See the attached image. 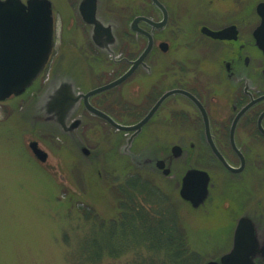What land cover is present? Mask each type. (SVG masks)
Returning a JSON list of instances; mask_svg holds the SVG:
<instances>
[{
  "label": "rangeland",
  "instance_id": "374dc122",
  "mask_svg": "<svg viewBox=\"0 0 264 264\" xmlns=\"http://www.w3.org/2000/svg\"><path fill=\"white\" fill-rule=\"evenodd\" d=\"M140 47L131 46L129 53L139 52ZM81 50L95 53L87 45L56 44L34 86L20 97L0 102V264H89L88 251L90 259L98 260L96 243L102 238L112 252L126 249L122 245L125 236L143 234L140 230L145 228L139 225L138 230L129 232L127 224L116 222L121 203L126 201L118 194L120 186L139 194L138 206L143 211L154 218L165 215V222L150 228L152 235L167 236L172 224L185 235L194 264L217 261L232 249L242 209H252L262 196L264 174L252 175L242 188L220 177L214 158L203 152L195 120H190L192 129L188 120H153L157 135L141 139L138 134L114 129L84 108L76 110L81 120L74 129V120H49L63 113L53 103L56 92L43 88L47 79L58 82L72 70L82 75L75 78L82 93L116 77L110 61L82 58ZM110 98L109 93L101 95L93 104L120 124L140 121L137 93L129 92L121 101L111 98V103ZM123 111L127 115H121ZM32 141L48 153L47 162L35 157L29 146ZM173 144L182 148L183 155L173 162L170 174L165 175L155 164L143 165L147 155L167 154L164 147ZM191 144L195 151H189ZM84 147L90 151L88 155ZM203 167H209L217 181L207 203L194 209L179 195L182 177L190 169ZM133 178L137 179L128 181ZM150 247L158 255V264H174L164 255L163 245ZM133 260L132 255L105 256L98 264H136Z\"/></svg>",
  "mask_w": 264,
  "mask_h": 264
},
{
  "label": "flooded vegetation",
  "instance_id": "af4514ba",
  "mask_svg": "<svg viewBox=\"0 0 264 264\" xmlns=\"http://www.w3.org/2000/svg\"><path fill=\"white\" fill-rule=\"evenodd\" d=\"M48 1L52 5L54 40L50 59L56 44L62 47L71 43L87 45L95 53L81 50L79 56L110 61L116 71L115 80L128 72L132 62L152 41V50L133 74L107 92L120 101L129 92L137 93L139 120H145L155 109L150 121L138 131L139 139L157 135L151 126L153 120H188L191 129L190 120H195L204 143L203 152L214 158L220 177L229 178L235 188H242L252 175L264 174V51L255 37L261 24L257 11L261 2ZM225 29H228L225 36L213 35ZM135 45L141 46V50L129 53L130 47ZM65 76L68 77L58 82L47 79L43 83V88L56 92L53 98L56 96L59 100L62 95L65 103L61 110L63 115L49 120H81L75 115L76 110L85 109V105L82 98L76 99L82 88L75 78L82 75L68 70ZM170 92L174 93L164 98ZM98 96L91 97L92 104ZM210 137L230 167L214 153ZM174 147L175 144L165 146L164 151L168 153L162 156L150 153L143 159V165L155 164L164 174L167 170L170 174L173 162L183 155V150L179 156L174 155ZM190 148L189 151L197 149L195 144ZM159 162H162L161 167H158ZM202 169L210 175L211 195L217 180L209 167ZM261 183L264 186V179ZM254 204L250 210L242 209L238 221L241 217L251 219L257 237L263 241L264 190Z\"/></svg>",
  "mask_w": 264,
  "mask_h": 264
},
{
  "label": "water",
  "instance_id": "95a60500",
  "mask_svg": "<svg viewBox=\"0 0 264 264\" xmlns=\"http://www.w3.org/2000/svg\"><path fill=\"white\" fill-rule=\"evenodd\" d=\"M257 11L261 17V24L255 31V37L258 46L264 51V2L258 5ZM227 31L228 29H225L213 35L223 37ZM145 34L148 35L146 32ZM53 47V18L50 1L29 0L27 4H24L21 0H0V102L11 96L23 95L34 84L44 71ZM152 47L151 41L142 55L132 63V67L127 73L109 84L98 87L86 94L78 95L76 99L83 98L85 107L90 113L104 119L115 129L137 134L142 126L149 121L148 119L153 115L155 109L151 110L145 120H141L134 125H123L102 110L94 107L89 99L94 95L114 88L128 79L150 53ZM171 93L174 92L166 94L164 98ZM61 96L59 100L54 99L55 106L59 109H62L65 104L63 96ZM79 124L80 120H75L72 128L78 127ZM210 142L217 157L230 167L217 151L211 137ZM29 146L39 161L42 163L47 162L48 153L40 148L37 141L30 142ZM82 150L86 155L90 153L86 147ZM181 150L180 146H175L173 148L174 155L179 156ZM161 163H158V167H161ZM167 174L168 170L165 172V175ZM209 182L210 176L206 171L200 169L188 170L182 178L180 197L190 203L193 208H199L208 199ZM263 263L264 240L261 241L257 237L251 219L242 217L234 234L232 250L221 256L217 261H209L206 264Z\"/></svg>",
  "mask_w": 264,
  "mask_h": 264
},
{
  "label": "trees",
  "instance_id": "16d2710c",
  "mask_svg": "<svg viewBox=\"0 0 264 264\" xmlns=\"http://www.w3.org/2000/svg\"><path fill=\"white\" fill-rule=\"evenodd\" d=\"M107 93L101 94L105 95ZM99 95V96H101ZM99 96L97 98H99ZM137 178H133L128 180L134 181ZM139 180V179H138ZM118 189V194L122 196L123 199H126L123 203H121L122 211L121 214L117 217L116 222L127 224L129 232L138 230L139 225H143L145 230L143 234H132L125 236V239L122 240L123 247L126 249L118 250L116 252H112L109 249L108 243L102 238V241L96 243L98 252V260L90 259L92 257V253L88 251L87 260H89V264H98L105 258V256H109L113 259L119 258L122 255H132L134 260L133 263L136 264H158L157 259L158 255L152 252L151 244L153 245H163L164 247V255L173 260L174 264H194V258L190 250L187 248V240L184 234L181 235L180 232L174 230L171 224V229L168 230L169 234L164 236L162 233L151 234V229L153 226L161 225L162 221L165 222V215L154 218L151 212L145 210L143 211L138 206V198L134 192V189L122 188L121 186ZM145 204H152L146 202ZM151 228V229H150ZM176 231V232H175ZM139 235V236H137ZM92 245V242H91ZM138 245H141L139 248ZM143 247V248H142Z\"/></svg>",
  "mask_w": 264,
  "mask_h": 264
}]
</instances>
